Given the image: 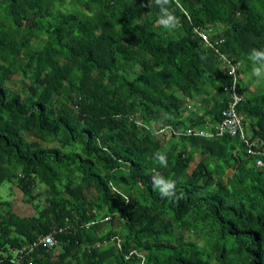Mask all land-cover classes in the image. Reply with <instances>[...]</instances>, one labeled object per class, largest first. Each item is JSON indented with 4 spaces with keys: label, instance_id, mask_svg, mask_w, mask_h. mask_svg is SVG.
Instances as JSON below:
<instances>
[{
    "label": "trees",
    "instance_id": "trees-1",
    "mask_svg": "<svg viewBox=\"0 0 264 264\" xmlns=\"http://www.w3.org/2000/svg\"><path fill=\"white\" fill-rule=\"evenodd\" d=\"M171 10L175 31L154 0H0V184L32 207L0 200V264H264V165L237 137L159 132L221 119L224 57L245 138L264 150V85L242 79L264 49V0ZM154 175L180 199L160 197ZM47 233L56 246L13 257Z\"/></svg>",
    "mask_w": 264,
    "mask_h": 264
},
{
    "label": "built area",
    "instance_id": "built-area-1",
    "mask_svg": "<svg viewBox=\"0 0 264 264\" xmlns=\"http://www.w3.org/2000/svg\"><path fill=\"white\" fill-rule=\"evenodd\" d=\"M194 32L200 38L201 41L206 43L208 46L212 47L208 41V33L203 30L194 29ZM222 65L226 66V75L230 79V83L224 88L227 93V100H226V107L221 112V119L216 124H206L203 127H198L194 129H186L184 132H179L171 127H162L159 132L165 131L172 135H185V136H196V137H203V138H213V137H221V136H228V137H237L243 141L247 148V153L250 155H254L257 157L255 160L256 167H263L262 158L264 157V150H254L251 148L253 145L252 143H248L245 138L243 127H244V117L241 113L237 111V106L241 102L242 98L237 92V85H238V77L236 73V68L232 65L226 58H222ZM235 69L234 77H235V86H233V75H229V72L232 69ZM184 104H186L187 110H192L191 105L187 98L184 99ZM196 106H199V103H196ZM259 161V163H258ZM56 240L52 233L43 234L37 237V239L29 245L25 247L15 249L12 251L13 257L22 259L25 255L31 253L33 249L41 245L46 249H51L52 247L56 246ZM116 244L117 241H115ZM11 262V260H9Z\"/></svg>",
    "mask_w": 264,
    "mask_h": 264
},
{
    "label": "clouds",
    "instance_id": "clouds-1",
    "mask_svg": "<svg viewBox=\"0 0 264 264\" xmlns=\"http://www.w3.org/2000/svg\"><path fill=\"white\" fill-rule=\"evenodd\" d=\"M177 0H154L155 5L159 10V16L156 20L158 26L166 31H175L181 26L180 19L171 10L173 3ZM248 59L252 63V76L259 81L264 79V49L253 48L248 55ZM235 69L229 72V75L234 77ZM233 86H235V77L233 79ZM154 160L158 162L161 167L168 166V157L165 153L157 152L154 154ZM259 163V161H258ZM153 189L158 191L160 197L168 200H178L180 197L176 195V182L174 180L165 179L161 175H154L152 177Z\"/></svg>",
    "mask_w": 264,
    "mask_h": 264
},
{
    "label": "rangeland",
    "instance_id": "rangeland-1",
    "mask_svg": "<svg viewBox=\"0 0 264 264\" xmlns=\"http://www.w3.org/2000/svg\"><path fill=\"white\" fill-rule=\"evenodd\" d=\"M250 72H252V68L249 69L248 74L242 75V79L244 81H249L250 78L253 77L252 74L250 75ZM22 84L23 81L20 80L16 75L11 76V82H7V86L14 87L17 90L21 88ZM263 85L264 82L262 81V79L257 81V79L255 78L253 81H251L249 89L255 90L257 86L261 88ZM167 138H168V134H166L165 140ZM37 188L40 189V186H38ZM0 200L2 201L14 200L13 201L14 211L21 215L24 214L25 212L28 214L32 212V207L22 202L23 201L22 194L13 187L12 183L3 182L2 184H0ZM38 203L41 204V199L38 200Z\"/></svg>",
    "mask_w": 264,
    "mask_h": 264
},
{
    "label": "crops",
    "instance_id": "crops-1",
    "mask_svg": "<svg viewBox=\"0 0 264 264\" xmlns=\"http://www.w3.org/2000/svg\"><path fill=\"white\" fill-rule=\"evenodd\" d=\"M13 211H14V206H13ZM18 215H21V214H19V213H17ZM22 215H24V214H22Z\"/></svg>",
    "mask_w": 264,
    "mask_h": 264
}]
</instances>
